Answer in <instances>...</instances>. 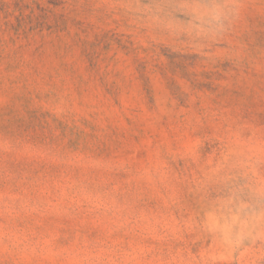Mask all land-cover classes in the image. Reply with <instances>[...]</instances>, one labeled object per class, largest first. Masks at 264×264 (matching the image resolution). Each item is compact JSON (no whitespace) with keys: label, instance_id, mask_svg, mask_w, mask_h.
Segmentation results:
<instances>
[{"label":"rangeland","instance_id":"rangeland-1","mask_svg":"<svg viewBox=\"0 0 264 264\" xmlns=\"http://www.w3.org/2000/svg\"><path fill=\"white\" fill-rule=\"evenodd\" d=\"M0 264H264V0H0Z\"/></svg>","mask_w":264,"mask_h":264}]
</instances>
